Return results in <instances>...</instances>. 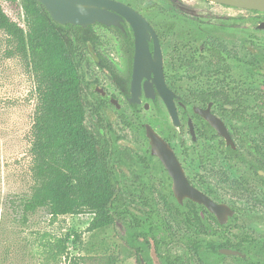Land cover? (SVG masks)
Masks as SVG:
<instances>
[{
    "label": "rangeland",
    "instance_id": "1",
    "mask_svg": "<svg viewBox=\"0 0 264 264\" xmlns=\"http://www.w3.org/2000/svg\"><path fill=\"white\" fill-rule=\"evenodd\" d=\"M0 4L13 21L24 26L20 0H0ZM205 9L237 15L236 43L233 45L236 58L231 65V74L226 76L241 82L243 87L264 86L261 83L264 80V63L262 66H253L251 58L248 55L245 57L246 52L250 53L244 50L247 43L241 41L244 27L251 28V37L255 38L253 42L258 43L259 39L264 38V29L257 27L258 23L264 21V12L231 8L212 2H206ZM244 19H248V23L240 26ZM99 33L103 34L101 31ZM10 46L6 36L0 33V264H70L71 258L77 264H85L87 261L89 264H105L108 257H114L116 264H134L132 257L125 255L127 249H124L123 243L138 227L115 218L92 227L93 214L87 212L54 218L45 208H38L23 215L18 198L25 196L32 184L29 131L33 122L36 94L32 75L23 62L18 56L7 55L6 51ZM251 48L252 54H255L256 48ZM190 68H167L173 72L171 87L174 90L184 93L212 85L203 78V75H208L205 72L209 67H195L193 72H189ZM79 72L84 88H93L95 78L99 87H106L107 71L94 62L92 52L83 51ZM242 77L250 80H240ZM238 99L239 104L234 103L236 105L229 106L226 110L221 109V103L230 105L229 102L216 100L215 103L228 128L235 129L238 133L239 148L249 162L229 158L227 146L218 138L198 137L191 142L184 122L180 125L172 122L159 95L153 100L140 95L141 101L135 106L119 97L120 108L106 103L97 112L88 106L85 126L109 140L113 153L110 161L115 163L118 172V192L121 195L126 194L121 190L122 186L129 184L132 177L144 171L137 157L149 156L150 153L144 129V124L148 123L161 136L170 140L174 147L180 145L192 165L195 166L200 161V169L195 168L194 171L204 178L195 177L194 181L201 189L209 191L215 200L226 202L235 210L221 230L233 241H238L247 233L264 244V185L259 177L262 174L255 173L258 170L264 172V123L247 117L255 109V100L251 96L244 94ZM177 101L188 104L187 110L178 105L179 113H185V116L192 113L189 104L193 100L175 99L176 103ZM144 103L149 106L144 108ZM233 107H243L245 113L236 116L232 113ZM106 123L110 126L107 127ZM154 185L160 187L158 181ZM153 195L156 199L153 202L161 207L164 203L163 196ZM138 205L132 204L131 211L140 223L143 215L136 210ZM127 219L129 221L130 217ZM170 226L174 227L171 223ZM141 227H144L143 224ZM66 236H69L67 240ZM253 244L254 242L247 245L245 242L243 249L254 253L258 245ZM147 253L151 264H161L160 257L164 253L186 258L189 255L183 242L177 240L171 242L166 249L157 248L156 253L151 247ZM210 258L217 264H238L233 255L219 253ZM262 258L264 259V253Z\"/></svg>",
    "mask_w": 264,
    "mask_h": 264
},
{
    "label": "trees",
    "instance_id": "2",
    "mask_svg": "<svg viewBox=\"0 0 264 264\" xmlns=\"http://www.w3.org/2000/svg\"><path fill=\"white\" fill-rule=\"evenodd\" d=\"M20 4L24 26L13 21L0 4V33L6 36L7 42L11 45L6 51L7 55L18 56L32 75L36 94L33 122L29 131L32 184L25 196L18 198L23 215L38 208H45L54 218L59 215L87 212L93 214L92 227L115 218L136 228L139 224L135 213L131 211L132 204L148 206L156 204L140 193L131 191L121 195L118 192L120 180L117 178L115 163L110 161L113 155L110 142L85 126L88 105L79 63L86 40L95 44L98 42L97 37L94 34L84 35L80 30L82 27L55 22L37 0H20ZM253 40L255 38L252 39V46L256 48L255 54L251 56L253 66L256 64L262 66L264 38L259 39L258 43ZM76 58L79 60L76 61ZM101 61L104 62V58H101ZM100 65L114 73V68L110 64L104 62ZM189 70L193 72L195 67ZM239 83L241 82H237L238 96L235 99L226 96L218 98L217 101L239 104L238 98L245 94L255 100V108L264 109V89L249 85L243 87V84L238 86ZM196 91L198 90H191ZM223 92L225 90H219V93ZM192 100L194 102H190L189 105L199 104L200 101L206 102L208 96L187 99ZM100 107L99 104L93 109L97 112ZM250 114L247 117L251 120L264 123L262 115L264 111H254ZM105 125L110 126L109 123ZM236 151L238 149L233 150L227 146L229 158H233ZM149 155L151 156V153ZM255 173L258 175V171ZM259 177L264 185V177L260 175ZM163 198L172 219L178 218V225L179 221H184L185 225L171 227L170 219L167 216L162 217L160 210L154 208L148 213L156 222L147 224L148 233L159 238L165 237L167 239L165 243L175 240L183 242L189 255L186 258L164 253L160 257L161 264H217L210 257L219 254L220 247L244 252L245 258L233 256L238 264H264L263 242L247 233L238 241H233L221 230L223 224H218L217 228L204 224L199 212L201 205L189 199L184 202L187 205L185 221L184 217H181L185 207L179 205L172 195H163ZM212 218L216 221L213 216ZM208 228L211 229L210 233ZM139 234L144 235L142 231H134L132 236ZM68 238L69 236H66V240ZM159 238L156 239L157 246L160 245ZM245 242L247 245L252 242L254 246L258 245L254 253L249 249H243ZM123 244L124 249H127L125 255L132 257L134 264H141L138 257L141 253L140 248L130 239ZM116 261L114 257H108L105 264H116ZM145 261L151 264L147 258ZM70 264L77 262L71 258ZM85 264H89V261Z\"/></svg>",
    "mask_w": 264,
    "mask_h": 264
},
{
    "label": "flooded vegetation",
    "instance_id": "3",
    "mask_svg": "<svg viewBox=\"0 0 264 264\" xmlns=\"http://www.w3.org/2000/svg\"><path fill=\"white\" fill-rule=\"evenodd\" d=\"M111 1L127 5L132 10L136 11L150 25L151 30H147V36L145 39L148 46V50L153 57L155 42L158 43L161 51L164 81L167 86L175 93V99H199L203 95L208 96V100L206 102L200 101L199 104L191 105L190 109L192 113L186 114V116L185 113H179L177 106L180 105L181 107H183V110H187L186 107L188 106V104H185L182 101H177V103L175 102L179 122H184V124L186 125L187 133L191 137V142H194L198 137L204 138L206 136H209L211 138H218L219 140H223L225 146H229L233 150L238 148V151L233 154V159L236 158L240 161L249 162L248 158L244 157L243 151H241L239 148V144L237 142V137H239L238 133L235 131V129L228 128L224 118H222L219 114L218 108L215 103L218 98H225L226 96H228L229 98L235 99L238 96L237 80H234L231 77L228 78L226 76L231 74V65L235 62L236 58L235 47L233 45L236 43L237 15L235 13L220 14L216 13L215 11L211 12L205 9V3L211 2L209 0ZM219 5L237 8L224 4ZM104 9L114 13V15L116 16L115 22L102 23L99 21H95L85 26L72 24L78 27H82V29L80 30L84 35L94 34L98 39V42L95 44L90 42L89 40H86L85 45L82 47V50L92 52L94 62L98 63L99 65L100 63L102 64L105 62L107 64H110L114 68V73H112L111 71L103 67L107 71L106 87H99L96 78L93 79V88L89 87V89H86L85 87V98L87 101V105L91 108H94L98 107L99 104L103 107L106 103H108L114 105L116 108H120V106L117 107L111 101V99H116L117 103L120 105L118 98L122 97L127 100L129 105L135 106L141 101L140 100L139 102H131L129 100L132 67L134 63L135 53V31L128 18L121 12L113 10L110 7ZM247 23L248 19H244L240 26H246ZM99 31L103 32V34L101 35ZM243 31L245 32L242 34L241 41H245L247 43V46L244 50L250 51V53L246 52L245 57L249 56L251 58L252 31L251 28L249 29L247 27H244ZM153 33L155 36L153 35ZM101 58H104L105 61H101ZM180 66L185 68L209 67V69L205 72V74L208 75H203V78L204 80L207 79L206 82L211 83L212 85L208 84L207 86L196 92H191V90H187L186 92L181 93L178 92L177 89L174 90L171 87V85L173 84V72L168 71L167 68H174ZM152 77L153 73H151L149 81H152ZM146 79V77L142 78V85L146 81ZM189 79L192 80L194 78ZM240 80L247 81L250 79H244L242 77ZM261 83L264 84V80ZM98 88H102V91L98 90ZM261 88L264 89V86L261 85ZM220 89L225 90V92L219 93ZM226 90H228L229 93ZM141 93V96H145L146 98H149L151 100H153L156 95H158L155 91L153 97H147L143 88L141 89ZM97 96H99L100 98ZM145 104L148 103L143 104L144 108H146ZM229 104V106L236 105L234 103ZM226 105L228 104L221 103V109H228L225 107ZM195 106L201 109L208 108L211 113L219 117L224 122L230 134V137L234 142V147H232L230 144H227L224 137L219 135L217 131L209 124V122L202 115L195 112ZM233 108L234 110L232 113L236 116L245 113V108L243 107ZM254 111L259 112L264 111V109L259 110L255 108L253 112ZM189 121H191V124L193 126L194 138L192 133L190 132ZM163 138L168 141V143L174 150V153L181 167L183 168L188 181L193 186L197 187L205 194L210 196L213 200H215L210 195L209 191L201 189L194 181L195 177L197 179L204 178L201 177V175H199L198 173H195L194 171L195 168L200 169L199 167L201 162L198 161L195 166L192 165V163L187 160L186 156L183 153V148L180 145L174 147L170 140L165 137ZM137 158L138 163L143 166L144 171L132 177L129 184L123 185V192L129 193L132 191L133 193H140L144 196H147L148 200L150 201H153L155 199L153 194L162 196L172 195L173 199L177 201L172 190V178L164 167V165L162 164V162L160 161V159L152 154L151 156L143 155L138 156ZM147 170H151L153 172H147ZM262 176L264 177L263 174ZM157 181L160 184L159 188L154 185ZM187 199L188 198L183 199L182 203L177 201L179 205H183L185 207V212L181 215V217H184L185 221L187 217V205H185L184 202ZM200 205L202 208L199 212L201 217L203 218L204 224L209 225V227L215 226L217 228L219 226L218 224L220 223L217 220L216 216L212 212L208 211V209L203 204ZM154 208L160 210L161 215L167 216L168 219H170V222L174 224L175 228H178L180 225H185L184 221H179L180 225H178V218L175 220L172 219V215L170 214L166 204L164 203L161 205V207H158V205L155 206L153 204L150 206L139 204L136 210L141 212V215H143V219L141 221L142 223H138L139 226H136V228L138 227L139 229L137 231H142L144 235L139 234L137 236H131L126 240H132L135 246L140 248L141 253L138 254V257L140 261L143 260L146 264L148 263L145 261V258L148 259L149 255L147 251H149L151 247H153V251L156 253L157 248L166 249L170 244L169 241L165 243V241L167 240L165 239V237L163 238L162 236H160L159 238L157 235L155 237L148 233L149 226H147V224H153L156 222L155 219L152 218V216L148 213ZM211 215L216 219V221H214ZM141 224H143L144 227H141ZM159 231L160 233H163L162 230ZM210 232L211 229L208 228V233ZM157 238L160 239L159 246L156 245Z\"/></svg>",
    "mask_w": 264,
    "mask_h": 264
},
{
    "label": "water",
    "instance_id": "4",
    "mask_svg": "<svg viewBox=\"0 0 264 264\" xmlns=\"http://www.w3.org/2000/svg\"><path fill=\"white\" fill-rule=\"evenodd\" d=\"M41 3L50 17L57 23L65 24H78L88 25L95 21L102 23L115 22L116 16L114 13L104 9L107 7L112 8L125 15L130 21L135 31V53L134 63L132 67V78L130 83V98L131 102L140 101V93L143 88L147 97H153L154 92L162 98L172 122L179 125V118L175 103V93L167 86L164 81L161 51L157 42H155L154 55L150 54L146 43L147 30L150 25L144 20L136 11L132 10L125 4L117 3L111 0H37ZM211 2L234 6L248 10H255L264 12V0H209ZM258 28L264 29V21L257 25ZM154 35V33H153ZM155 36V35H154ZM153 73L152 81H149ZM143 77L146 81L141 84ZM102 91V88H98ZM111 101L119 107L116 99L112 98ZM148 107V104H145ZM229 108V105L225 106ZM195 112L202 115L209 124L217 131V133L224 137L227 144L234 147V142L224 124V122L208 108L201 109L197 106L194 107ZM190 132L194 138V130L189 121ZM145 135L149 140L150 152L152 155L158 157L169 175L172 178V190L178 202L182 203L183 199L188 198L196 203L203 204L208 211L212 212L220 224H225L229 217L234 215L235 210L226 202H218L213 200L210 196L203 191L193 186L187 179L183 168L181 167L174 150L150 124H144ZM260 174L264 172L259 170ZM219 253L224 255L246 257V254L239 249L229 247H220ZM142 264H146L143 260Z\"/></svg>",
    "mask_w": 264,
    "mask_h": 264
}]
</instances>
